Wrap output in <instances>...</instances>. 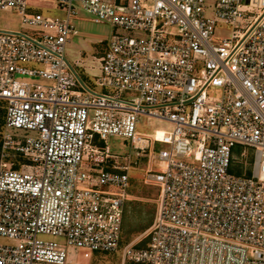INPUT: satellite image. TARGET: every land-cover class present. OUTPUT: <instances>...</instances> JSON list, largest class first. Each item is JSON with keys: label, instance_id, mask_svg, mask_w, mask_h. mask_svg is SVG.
Listing matches in <instances>:
<instances>
[{"label": "built area", "instance_id": "built-area-1", "mask_svg": "<svg viewBox=\"0 0 264 264\" xmlns=\"http://www.w3.org/2000/svg\"><path fill=\"white\" fill-rule=\"evenodd\" d=\"M56 2L62 16L0 0L22 20L0 29L3 155L26 160L0 167V264H82L78 249H120L130 181L127 166L97 168L116 157L110 136L134 150L168 145L164 168L148 172L159 188L148 244L125 246V260L264 264V0ZM81 11L113 29L102 91L66 56ZM142 117L171 127L142 133Z\"/></svg>", "mask_w": 264, "mask_h": 264}, {"label": "rangeland", "instance_id": "rangeland-1", "mask_svg": "<svg viewBox=\"0 0 264 264\" xmlns=\"http://www.w3.org/2000/svg\"><path fill=\"white\" fill-rule=\"evenodd\" d=\"M31 10L49 16H62L64 10L60 8L56 0H28ZM75 24L79 34L71 37L66 47V56L72 67L87 86L102 91L97 85V79L102 75L101 57L107 48L108 40L113 32L112 27L106 23L95 22L90 15L81 11L75 19ZM0 29L18 31L22 30V20L17 11L0 10ZM27 31L31 32L30 29ZM229 27H219L216 31L218 38L228 37ZM0 109H2L0 105ZM171 126L166 122L156 119L142 117L138 129L142 133H153L156 128L158 132L162 129H169ZM6 132L4 123L0 122V167L14 168L20 164L22 158L18 153L7 152L3 155V135ZM163 134H158L162 137ZM97 144L101 142L97 141ZM104 143V142H102ZM107 144L115 158L106 159L100 162L101 166L114 169V166L128 167L129 187L127 189V200L124 210L123 240L119 250L115 252H91L90 257L84 256V249H78L76 262L82 264H134L128 259H124V247L132 244L136 248L145 247L148 244V229L150 228L156 213V198L159 188L156 184L148 181L150 169L160 171L164 168V163L157 159L159 150L168 149V145L153 143L152 147L143 149H133L129 140L118 136L107 138ZM8 151V150H6ZM156 155V157H154ZM153 158H155L153 160ZM246 173L249 174L253 169V164L249 159L246 163ZM14 168V169H20ZM238 174L241 173L239 170ZM47 238V237H46ZM64 242L63 238L48 237ZM0 242H5L0 238Z\"/></svg>", "mask_w": 264, "mask_h": 264}, {"label": "trees", "instance_id": "trees-1", "mask_svg": "<svg viewBox=\"0 0 264 264\" xmlns=\"http://www.w3.org/2000/svg\"><path fill=\"white\" fill-rule=\"evenodd\" d=\"M0 105L2 107V103H0ZM0 122L5 123V112H4L3 107L2 109H0ZM1 144H2V141L0 140V148H1ZM19 156L22 158V162L26 161L23 156H21L20 154ZM19 167H20V164L14 165V168H19Z\"/></svg>", "mask_w": 264, "mask_h": 264}, {"label": "water", "instance_id": "water-1", "mask_svg": "<svg viewBox=\"0 0 264 264\" xmlns=\"http://www.w3.org/2000/svg\"><path fill=\"white\" fill-rule=\"evenodd\" d=\"M75 71V70H74ZM76 73V72H75ZM77 74V73H76ZM77 76L79 77V75L77 74ZM79 79L81 80V78L79 77ZM82 81V80H81Z\"/></svg>", "mask_w": 264, "mask_h": 264}, {"label": "bare ground", "instance_id": "bare-ground-1", "mask_svg": "<svg viewBox=\"0 0 264 264\" xmlns=\"http://www.w3.org/2000/svg\"><path fill=\"white\" fill-rule=\"evenodd\" d=\"M159 131V130H158ZM158 134H163V132H158Z\"/></svg>", "mask_w": 264, "mask_h": 264}]
</instances>
